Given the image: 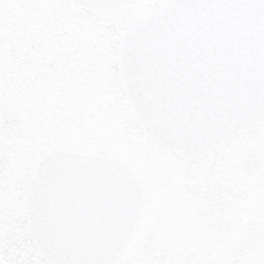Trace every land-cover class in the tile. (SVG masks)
<instances>
[{"label":"snow or ice","instance_id":"snow-or-ice-1","mask_svg":"<svg viewBox=\"0 0 264 264\" xmlns=\"http://www.w3.org/2000/svg\"><path fill=\"white\" fill-rule=\"evenodd\" d=\"M0 264H264V0H0Z\"/></svg>","mask_w":264,"mask_h":264}]
</instances>
